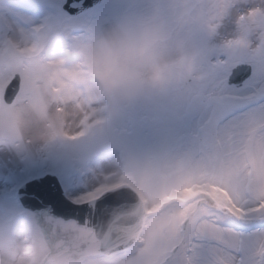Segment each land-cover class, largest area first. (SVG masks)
I'll return each instance as SVG.
<instances>
[{"label":"snow or ice","instance_id":"6c2138e0","mask_svg":"<svg viewBox=\"0 0 264 264\" xmlns=\"http://www.w3.org/2000/svg\"><path fill=\"white\" fill-rule=\"evenodd\" d=\"M191 7V4L187 5ZM239 9V26L226 14ZM207 35L193 38L197 73L177 81L161 100L105 119L95 110L81 115L76 131L63 128L53 141L81 145L75 152L35 157L19 144L13 152L39 160L58 159L75 169L84 187L66 196L55 177L38 199L48 214L25 223L0 216V256L15 255L13 235L29 237L33 255L44 260L49 245L72 257L101 254L97 229L120 227L134 202L148 235L112 247L131 264H264V0H216ZM66 70H58V76ZM11 80L0 103L17 97ZM111 123V127L105 128ZM146 137L148 143H141ZM166 144V151L158 145ZM119 154L122 166L105 170L100 160ZM94 176V179L89 177ZM173 202L179 209L170 207ZM79 233V239H69Z\"/></svg>","mask_w":264,"mask_h":264},{"label":"clouds","instance_id":"9594fccd","mask_svg":"<svg viewBox=\"0 0 264 264\" xmlns=\"http://www.w3.org/2000/svg\"><path fill=\"white\" fill-rule=\"evenodd\" d=\"M216 0H124L125 15L103 33L89 38H71L54 43L39 28L25 30L10 20L0 21V93L8 83L18 82L17 97L0 103V151H13L17 144L35 157L63 153L74 145L53 134L63 128L76 131L81 115L95 110L105 119L130 111L165 97L177 81L187 80L197 73L193 62V38L207 35L223 44L222 32L211 31L207 25L209 12ZM191 4V7L187 5ZM226 14L238 26L241 19L235 6ZM58 49V50H57ZM61 72L58 76L53 73ZM166 151L167 145H158ZM105 170L120 168L118 153L100 160ZM94 179L95 177H89ZM179 209L180 204L169 205ZM132 208H139V200ZM119 221L120 227L109 235V224L97 229L94 242L101 254L87 252L72 257V264H131L124 253L103 247L132 241L135 236L148 235L139 223L143 212L132 213ZM15 255L0 256V264H65V260L49 245V255L40 260L33 255L26 233L12 237ZM69 239H79V233Z\"/></svg>","mask_w":264,"mask_h":264},{"label":"rangeland","instance_id":"374dc122","mask_svg":"<svg viewBox=\"0 0 264 264\" xmlns=\"http://www.w3.org/2000/svg\"><path fill=\"white\" fill-rule=\"evenodd\" d=\"M64 0H0V21L10 20L31 30L40 28V21H47V28L41 32L54 43H62L71 38L85 39L103 33L125 15L124 0H105L92 11L78 17L66 14L61 5ZM12 15V19L7 16ZM28 17L30 19H28ZM45 28V29H44ZM58 50V49H57ZM111 127V123L105 128ZM141 143H148L146 137ZM81 145H71L65 152H75ZM50 171L61 181L66 196L84 187L79 173L66 162L58 159L39 160L21 156L13 151H0V216L14 215L25 223L44 214L22 211L17 206L14 190L20 181L38 173Z\"/></svg>","mask_w":264,"mask_h":264},{"label":"water","instance_id":"95a60500","mask_svg":"<svg viewBox=\"0 0 264 264\" xmlns=\"http://www.w3.org/2000/svg\"><path fill=\"white\" fill-rule=\"evenodd\" d=\"M102 1L103 0H65L62 8L71 15H78L88 11ZM50 177L55 176L52 174H46L36 177L27 181L19 188V199L23 207L29 210L42 211L48 214L46 204L37 197L38 195H42L44 190L52 183L49 179ZM56 180L58 181L57 178ZM59 188L63 192L60 183Z\"/></svg>","mask_w":264,"mask_h":264},{"label":"bare ground","instance_id":"6f19581e","mask_svg":"<svg viewBox=\"0 0 264 264\" xmlns=\"http://www.w3.org/2000/svg\"><path fill=\"white\" fill-rule=\"evenodd\" d=\"M11 17H12V15L7 16V18H9V19H10ZM12 18H13V17H12ZM12 18H11V19H12ZM28 19H30V18L28 17ZM48 25H49V24H48ZM48 25H47V26H48ZM47 26H46L45 28H47ZM45 28H44V29H45Z\"/></svg>","mask_w":264,"mask_h":264}]
</instances>
